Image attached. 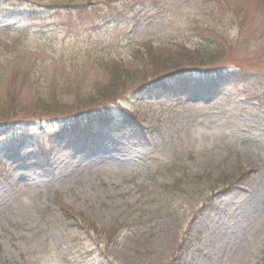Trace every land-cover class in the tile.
<instances>
[{
    "label": "rangeland",
    "instance_id": "rangeland-1",
    "mask_svg": "<svg viewBox=\"0 0 264 264\" xmlns=\"http://www.w3.org/2000/svg\"><path fill=\"white\" fill-rule=\"evenodd\" d=\"M53 1L0 0V38L47 69L62 50L110 45L143 74L129 50L151 42L186 71L173 77L177 94L129 92L97 106L106 126L55 119L0 130V264H264L260 1L37 6Z\"/></svg>",
    "mask_w": 264,
    "mask_h": 264
},
{
    "label": "trees",
    "instance_id": "trees-1",
    "mask_svg": "<svg viewBox=\"0 0 264 264\" xmlns=\"http://www.w3.org/2000/svg\"><path fill=\"white\" fill-rule=\"evenodd\" d=\"M90 1L55 0L52 4L38 3L37 6L47 10H72L91 4ZM218 1L222 6L226 0ZM259 1L264 7V0ZM227 5L226 11L231 9ZM36 10L33 7L32 12L26 14L33 17ZM200 36L217 37V33L204 30ZM152 49L151 42H146L129 50L146 74L125 67L112 54L110 45L75 53L62 50L57 62L52 61L55 62L53 67L47 69L45 65L48 62L45 59L34 58L38 54L33 56L18 48L17 43L0 38V130L9 124L55 119L74 120L78 125L82 119L98 120L106 126L107 117L100 109H96L97 106L106 107L112 100L129 92L138 94L148 90L150 93L160 92L163 96L177 94L179 83L173 77L186 68L178 69L173 62L168 65L167 60ZM187 89L184 87L182 91L186 92ZM56 204L65 219L72 222V212L62 202ZM89 226L88 231L105 232V229Z\"/></svg>",
    "mask_w": 264,
    "mask_h": 264
}]
</instances>
